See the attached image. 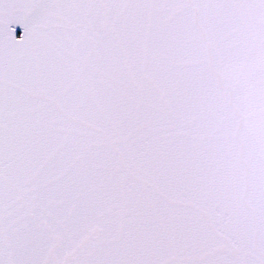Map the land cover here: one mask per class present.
Masks as SVG:
<instances>
[{
	"label": "snow or ice",
	"instance_id": "6c2138e0",
	"mask_svg": "<svg viewBox=\"0 0 264 264\" xmlns=\"http://www.w3.org/2000/svg\"><path fill=\"white\" fill-rule=\"evenodd\" d=\"M0 264H264V0H0Z\"/></svg>",
	"mask_w": 264,
	"mask_h": 264
}]
</instances>
